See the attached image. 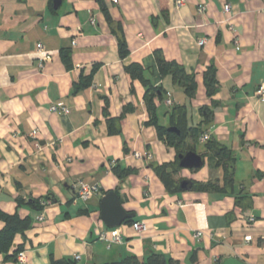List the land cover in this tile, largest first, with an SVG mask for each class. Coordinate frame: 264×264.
<instances>
[{
	"label": "crops",
	"instance_id": "1",
	"mask_svg": "<svg viewBox=\"0 0 264 264\" xmlns=\"http://www.w3.org/2000/svg\"><path fill=\"white\" fill-rule=\"evenodd\" d=\"M178 1L61 0L56 8L54 0H0V209L15 213L18 198L51 202L43 221H37L42 211L20 209L33 218L15 239L25 258L0 255V264L62 258L110 264L131 255L144 262L152 253L179 264H220L228 257L264 264V0ZM37 43L49 55L43 69ZM157 52L195 75L194 96L171 74L161 75ZM132 66L142 69L145 82L131 74ZM212 66L219 89L211 98L204 74ZM53 104L70 112H53ZM177 106H186L188 128L210 133L235 157L234 193L166 188L156 167L178 153L157 125L170 127ZM185 145L205 154V163L181 168L175 179L223 186L224 166L206 143L187 137ZM80 180L100 186L88 202L76 199ZM112 190L148 230L124 222L123 242L108 245L100 236L110 238L112 228L101 219L100 203Z\"/></svg>",
	"mask_w": 264,
	"mask_h": 264
},
{
	"label": "trees",
	"instance_id": "2",
	"mask_svg": "<svg viewBox=\"0 0 264 264\" xmlns=\"http://www.w3.org/2000/svg\"><path fill=\"white\" fill-rule=\"evenodd\" d=\"M120 53L122 56H126L129 52L127 43L124 37L119 39ZM66 54V53H65ZM68 55V56H67ZM64 56L66 62L69 65V54ZM159 69L161 75L171 74L176 83H179L187 95L194 96L197 90V81L195 75L188 74L184 67L176 62L167 61L161 52L156 53ZM131 74L136 76L139 73L140 78L145 82L142 76L141 68L138 66H132L129 68ZM204 82L207 88V94L209 97L216 95L219 89V83L216 78V67L212 66L204 74ZM147 84V83H146ZM151 90H154L153 87H150ZM157 93L161 94L163 97V90L156 88ZM147 96H149L147 94ZM216 103V102H215ZM151 110L154 111L153 102H149ZM211 111L207 109L208 115ZM179 128L180 133L171 132L168 130V127L157 125V130L160 136H167L169 142L173 144L177 150L178 155L185 153L189 150L196 151L195 147H189L185 145L187 137H191L195 142L197 139L200 140L202 135L201 128H188L187 126V111L186 106H177L174 107L171 112V125ZM206 145L209 150L214 152L216 158L217 166H224L225 176H224V185L220 184L219 180H209L206 182L193 181V186L191 189L197 191H230L234 193L235 191V179H234V163L236 161L235 157L232 155L231 151L227 146L221 145L215 141L209 140L206 142ZM205 157V154H202ZM181 169L179 165V158L171 163H164L156 167V171L159 173L161 180L165 184L166 188L170 192L180 191L179 189V180L175 179V174ZM116 170V169H115ZM118 171V169L116 170ZM43 200H50L48 198H41L40 200L32 199L26 201L22 198H18V208L17 211L13 214L6 213L0 209V220L4 223V226L0 229V255H4L5 259H14L18 257V254L23 251V245H15V239L17 235L21 234L25 236L26 231L32 227L33 218L30 215L22 216L20 209L24 206L33 207L36 210L43 211L45 206L41 204ZM240 199L237 198V203ZM125 222H134L132 218L127 219ZM51 264H71V262L66 259L52 260ZM110 264H179L177 261L172 258H166L157 253H152L146 261L141 262L135 255L128 256L120 261L112 262Z\"/></svg>",
	"mask_w": 264,
	"mask_h": 264
},
{
	"label": "built area",
	"instance_id": "3",
	"mask_svg": "<svg viewBox=\"0 0 264 264\" xmlns=\"http://www.w3.org/2000/svg\"><path fill=\"white\" fill-rule=\"evenodd\" d=\"M112 1L115 3L118 2V0H112ZM182 2H183V0L178 1L179 4H182ZM224 11L226 13L231 12V5L229 3H226L224 5ZM199 12H201V13L206 12V6L200 5ZM206 42H207V39L204 37V38L199 39L198 44L200 46H203V45H205ZM74 44H76V40H74ZM37 49L42 53L41 57L39 58V61H38L39 62L38 67H39V69H43L45 66V62L49 59V55L45 52L43 53L44 46L42 43H37ZM259 95L261 96V98H264V83L261 85V87L259 89ZM167 104L173 105V101L171 100V98L167 99ZM51 110L53 112H56V113H64V114H67L70 112V109L63 104H53V105H51ZM210 139H211L210 133H204L200 137V141L204 142V143L208 142ZM135 156L137 158H141L142 155L139 152H135ZM148 157L149 158L152 157V154L149 152H148ZM115 165H116V161L112 160L111 166L114 167ZM75 190H76V199L81 200L83 202H88L95 194L100 192V186L98 184H95V183H87L85 181L80 180L75 184ZM50 203L51 202L49 200H43L41 202V204L45 207H47ZM44 219H45V214H44V210H43L37 216V221H43ZM132 227L139 233H144L148 230L147 224L143 221L132 222ZM201 236H202L201 232H197L195 234V237H197V238H199ZM100 239L106 240L108 242V245L122 243L123 237L121 234V229L119 227L112 228L110 238H108L105 234H101ZM246 240H251V236H247ZM24 258H25L24 252H20L18 254V260L23 261ZM77 258H80V257L77 255Z\"/></svg>",
	"mask_w": 264,
	"mask_h": 264
},
{
	"label": "water",
	"instance_id": "4",
	"mask_svg": "<svg viewBox=\"0 0 264 264\" xmlns=\"http://www.w3.org/2000/svg\"><path fill=\"white\" fill-rule=\"evenodd\" d=\"M61 3V0H54L55 7L57 8ZM171 132L180 133L179 128L176 126L168 127ZM179 165L184 169H200L204 163L205 159L203 156L198 154L194 150H189L185 153L178 155ZM193 186V181L190 179H183L179 183V189L181 191H186L191 189ZM101 209V219L105 225L109 228L120 227L127 219L134 216L133 213H128L121 204V199L117 191H108L101 199L100 203ZM220 264H248L245 261L237 257H228L223 260Z\"/></svg>",
	"mask_w": 264,
	"mask_h": 264
},
{
	"label": "rangeland",
	"instance_id": "5",
	"mask_svg": "<svg viewBox=\"0 0 264 264\" xmlns=\"http://www.w3.org/2000/svg\"><path fill=\"white\" fill-rule=\"evenodd\" d=\"M169 98H171V97H169ZM172 100V99H171ZM173 101V100H172ZM173 104H174V102H173Z\"/></svg>",
	"mask_w": 264,
	"mask_h": 264
}]
</instances>
